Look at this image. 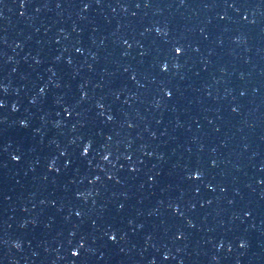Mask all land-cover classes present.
I'll use <instances>...</instances> for the list:
<instances>
[{
	"label": "water",
	"instance_id": "1",
	"mask_svg": "<svg viewBox=\"0 0 264 264\" xmlns=\"http://www.w3.org/2000/svg\"><path fill=\"white\" fill-rule=\"evenodd\" d=\"M0 24L68 264H264V0H0Z\"/></svg>",
	"mask_w": 264,
	"mask_h": 264
},
{
	"label": "clouds",
	"instance_id": "2",
	"mask_svg": "<svg viewBox=\"0 0 264 264\" xmlns=\"http://www.w3.org/2000/svg\"><path fill=\"white\" fill-rule=\"evenodd\" d=\"M177 51H179V50H177ZM73 255L75 256V255H76V253H73Z\"/></svg>",
	"mask_w": 264,
	"mask_h": 264
}]
</instances>
